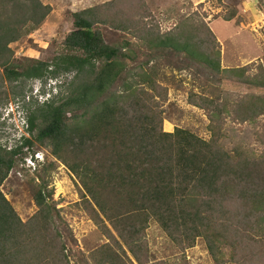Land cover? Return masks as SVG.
I'll return each mask as SVG.
<instances>
[{"label":"trees","instance_id":"16d2710c","mask_svg":"<svg viewBox=\"0 0 264 264\" xmlns=\"http://www.w3.org/2000/svg\"><path fill=\"white\" fill-rule=\"evenodd\" d=\"M50 11L39 0H0V78L13 86L11 97L23 95L28 82L74 75L65 91L60 83L56 95L29 102L30 137L0 145V264H73L74 236L40 174L48 176L55 164L35 170L37 211L27 221L1 188L14 170L31 171L24 150L35 154V147L69 171L85 211L106 237L93 253L96 264H126L131 259L119 253L122 244L138 264H150L141 239L152 221L182 251L202 238L215 264H264V95H201L195 106L209 112V140L181 128L165 132L168 93L151 63L175 60L178 70L199 71L207 82L234 81L259 91L263 66L223 68L219 42L206 24L188 18L161 33L146 20L142 0L78 11L59 55L17 58L11 44ZM100 24L130 38L109 44ZM231 124L251 134L228 148Z\"/></svg>","mask_w":264,"mask_h":264},{"label":"rangeland","instance_id":"374dc122","mask_svg":"<svg viewBox=\"0 0 264 264\" xmlns=\"http://www.w3.org/2000/svg\"><path fill=\"white\" fill-rule=\"evenodd\" d=\"M43 6H49L51 11L44 21L31 32L24 35L19 41L11 44L17 58H34L51 60L61 52L62 43L69 32L74 29L73 14L90 8H105L106 5L116 0H39ZM149 11L147 21L156 25L161 33L176 29L185 21L191 19L196 24H206L219 42L223 68H236L255 63L264 68V0H142ZM228 20L227 18H230ZM105 40L112 45H119L130 38L128 33L112 29L100 24ZM157 70L155 79L167 89L168 101L163 107L165 132H174L176 128L188 130L205 139H210L208 130L210 119L209 112L195 106L200 102V96L214 98L218 95L232 98L243 97L249 93L263 94L264 91L249 89L247 86L224 81L217 83L214 80L207 82L203 74L194 70H178L175 60L171 62L159 58L151 63ZM258 68H255L254 72ZM74 77L73 74L62 75L57 80L58 85L63 84V91ZM56 81V80H55ZM44 83L39 80L28 82L24 94L16 99L11 97L12 85L3 82L0 78V145L11 147L27 133V117L29 102L36 100V90ZM59 90V89H58ZM207 91L205 94L203 91ZM238 99V98H237ZM38 101V100H37ZM193 101H196L193 103ZM6 103V104H5ZM19 110L21 119L16 116ZM18 115V116H19ZM26 124L25 129L22 123ZM229 139L226 147L232 148L233 144L244 136H250L251 130L245 126L229 125ZM45 157L42 166L55 164L53 169L44 178L49 181V189L54 191V201L57 208L63 212L64 219L69 225V230L75 239L73 264H96L93 253L108 241L90 219L82 205L75 180L69 171L51 156L47 150H39ZM27 158L32 150L25 149ZM23 167H25L23 165ZM27 168V167H26ZM36 171L23 172L14 170L2 191L11 202L23 221H27L37 208L33 202V192L40 183V176ZM147 243L148 260L150 264H215L210 256L205 241L197 239L195 246L185 251L179 249L168 235L160 228L156 221L150 222L145 236L141 239ZM123 258L127 254L126 264H138L130 254L128 247L122 244L118 250ZM85 260L87 262H85Z\"/></svg>","mask_w":264,"mask_h":264},{"label":"clouds","instance_id":"9594fccd","mask_svg":"<svg viewBox=\"0 0 264 264\" xmlns=\"http://www.w3.org/2000/svg\"><path fill=\"white\" fill-rule=\"evenodd\" d=\"M41 82V81H40ZM59 88H58V83H57V81H55V80H52V79H49L46 83H44L41 87H40V89H38V90H36V93H35V97L38 99V95L40 94V95H45L47 92L48 93H50V94H52V95H56L58 92H59V90H58ZM19 110L17 109V111H16V116L18 117V119H21V116L19 115ZM22 125V127L25 129V123H24V121H23V123L21 124ZM21 132L23 133V135H25V132H23V130H21ZM23 135H21V137L23 136ZM21 137L18 139V140H20L21 139ZM40 152V151H39ZM37 153V152H36ZM36 153L35 154H30V158H32V160H35V162H37V161H42V160H40L37 156H36ZM41 153V152H40ZM41 157H43V163H42V165L45 163V157L41 154ZM39 164V163H38Z\"/></svg>","mask_w":264,"mask_h":264},{"label":"built area","instance_id":"2783aa9c","mask_svg":"<svg viewBox=\"0 0 264 264\" xmlns=\"http://www.w3.org/2000/svg\"><path fill=\"white\" fill-rule=\"evenodd\" d=\"M52 96V94H50V93H46L45 95H38V100L40 101V102H44V101H46L48 98H50ZM36 156L40 159V160H42V161H37V162H35V160H32V158H26V162H25V166L28 168V169H33V170H36L37 169V167H38V163L39 164H41L42 165V163H43V157H41V153L40 152H37L36 153Z\"/></svg>","mask_w":264,"mask_h":264}]
</instances>
